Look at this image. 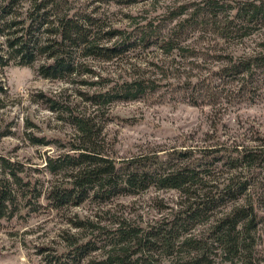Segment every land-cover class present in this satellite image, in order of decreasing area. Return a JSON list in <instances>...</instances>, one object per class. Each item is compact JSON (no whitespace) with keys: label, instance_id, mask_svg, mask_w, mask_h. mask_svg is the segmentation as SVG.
Returning <instances> with one entry per match:
<instances>
[{"label":"trees","instance_id":"1","mask_svg":"<svg viewBox=\"0 0 264 264\" xmlns=\"http://www.w3.org/2000/svg\"><path fill=\"white\" fill-rule=\"evenodd\" d=\"M91 1L98 5L0 0V67H34L37 76L76 88L84 103L35 94L71 131L26 133L30 145L56 150L41 154V163L0 154V224L36 213L62 216L65 227L55 245L38 248L44 264H221V253L234 264H264V135L251 145L227 144L207 130L203 144L119 155L106 127L123 119L110 113L111 105L155 96L160 79L136 63L120 71L94 67L122 61L139 47L178 54L189 34L203 28L240 40L264 31V0H203L191 11L145 22L126 15V25L113 23L109 6L145 0ZM224 58L183 91L213 95L217 79L250 85L264 77V39L258 51ZM154 186L178 192L169 201L154 198L152 217L128 216L111 206L135 189ZM84 205L92 212L74 211Z\"/></svg>","mask_w":264,"mask_h":264},{"label":"rangeland","instance_id":"2","mask_svg":"<svg viewBox=\"0 0 264 264\" xmlns=\"http://www.w3.org/2000/svg\"><path fill=\"white\" fill-rule=\"evenodd\" d=\"M202 1L145 0L128 6L111 5L109 11L114 24L126 25V15L134 16L135 21L145 22L182 8L191 11ZM237 1L242 0H223L225 3ZM263 39L264 31L240 40L234 35L223 38L210 28H203L189 34L182 44L184 49L178 54L168 55L154 45L139 47L122 61L96 62L94 67L101 71H120L136 63L144 68L147 75H156L160 79L155 96L111 105L110 113L123 119L117 123L110 122L106 127L119 155L145 147L203 144L202 134L207 130L219 135L227 144H253L258 135H264V77L259 76V80L250 85H241V81L233 79H217L212 82L215 87L213 95H207L203 90L191 96L190 92L183 90L188 83L207 77L228 54L258 51ZM0 83L5 89V93L0 95V154L41 163V154H54L56 150L30 145L25 140L26 133L63 135L70 133L71 129L58 121L44 104L37 102L35 94L58 95L61 100L72 101L79 107L84 103L80 101L76 88L63 81L41 78L36 75L34 67L17 64L0 67ZM3 134L6 136H1ZM177 192V189L156 186L146 190L135 189L116 198L111 206L121 209L125 215H141L147 219L145 216L152 217L157 211L154 198L169 201ZM90 209L84 205L74 208V211L86 214L92 212ZM64 227L62 216L56 212L30 214L3 222L0 224V264H44L38 248L54 246ZM261 243L264 247V228ZM220 261L221 264L235 263L222 253Z\"/></svg>","mask_w":264,"mask_h":264}]
</instances>
